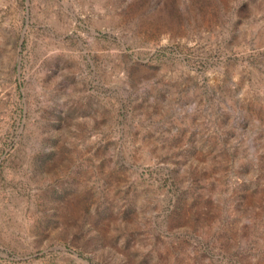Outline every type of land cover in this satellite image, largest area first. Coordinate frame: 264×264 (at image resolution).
Segmentation results:
<instances>
[{
	"label": "rangeland",
	"instance_id": "374dc122",
	"mask_svg": "<svg viewBox=\"0 0 264 264\" xmlns=\"http://www.w3.org/2000/svg\"><path fill=\"white\" fill-rule=\"evenodd\" d=\"M0 264H264V0H0Z\"/></svg>",
	"mask_w": 264,
	"mask_h": 264
},
{
	"label": "water",
	"instance_id": "95a60500",
	"mask_svg": "<svg viewBox=\"0 0 264 264\" xmlns=\"http://www.w3.org/2000/svg\"><path fill=\"white\" fill-rule=\"evenodd\" d=\"M20 42V41H19ZM16 58H17V56H16ZM243 237V236H242ZM252 237V236H251ZM251 237H247V241L248 242H251V241H253L252 239H251ZM253 250H256V247H253Z\"/></svg>",
	"mask_w": 264,
	"mask_h": 264
}]
</instances>
